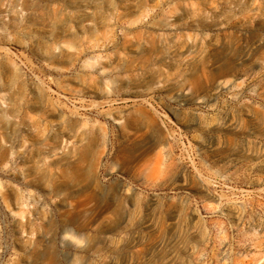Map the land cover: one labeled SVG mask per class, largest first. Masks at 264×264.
Segmentation results:
<instances>
[{
	"label": "rangeland",
	"instance_id": "374dc122",
	"mask_svg": "<svg viewBox=\"0 0 264 264\" xmlns=\"http://www.w3.org/2000/svg\"><path fill=\"white\" fill-rule=\"evenodd\" d=\"M49 258L264 264V0H0V264Z\"/></svg>",
	"mask_w": 264,
	"mask_h": 264
},
{
	"label": "bare ground",
	"instance_id": "6f19581e",
	"mask_svg": "<svg viewBox=\"0 0 264 264\" xmlns=\"http://www.w3.org/2000/svg\"><path fill=\"white\" fill-rule=\"evenodd\" d=\"M149 123H152V121L149 118H145ZM153 124V123H152ZM125 154V153H124ZM128 154V153H127ZM122 161H123V165L126 162L125 157L121 156ZM81 160H86L87 161V166H86V171L88 172H94L93 170L96 168L97 164H98V160H99V156L98 154L93 150V148L89 145L86 148L82 149L81 151H79L78 155H77V162L81 161ZM71 174L75 175L78 171L77 166H72L71 168ZM66 218L68 220H72L74 218V215L71 211H66ZM85 224H81L78 225L74 228V232L78 237H84L86 235L85 233ZM45 264H54L53 260L51 258L48 259L47 262H45Z\"/></svg>",
	"mask_w": 264,
	"mask_h": 264
},
{
	"label": "clouds",
	"instance_id": "9594fccd",
	"mask_svg": "<svg viewBox=\"0 0 264 264\" xmlns=\"http://www.w3.org/2000/svg\"><path fill=\"white\" fill-rule=\"evenodd\" d=\"M63 239L64 240H67V241H73V242H75L77 240V237L75 235L74 229H67L65 231V234L63 236Z\"/></svg>",
	"mask_w": 264,
	"mask_h": 264
}]
</instances>
